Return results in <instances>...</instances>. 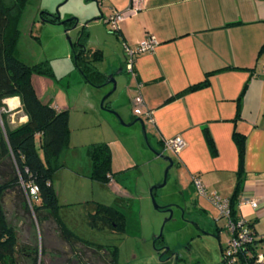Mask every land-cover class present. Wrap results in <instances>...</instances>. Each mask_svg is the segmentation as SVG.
<instances>
[{"label":"rangeland","instance_id":"374dc122","mask_svg":"<svg viewBox=\"0 0 264 264\" xmlns=\"http://www.w3.org/2000/svg\"><path fill=\"white\" fill-rule=\"evenodd\" d=\"M1 1L11 9L12 16L17 14L13 0ZM56 11L59 21L73 20L75 27L50 22ZM111 14L105 0H28L18 20L19 59L28 65L44 63L51 73L31 75L37 98L43 104L68 109L69 145L59 157L62 168L52 179L61 205L58 215L80 239L116 247L118 264H221L218 244L222 249L226 244V220L208 200L198 196L188 175H180L175 167L169 169L165 185L156 188L168 165L158 154L171 160L174 154L157 147L147 125L144 134L139 123L126 126L130 123L126 113L133 107L127 89L131 77L123 72L116 75L117 89L104 101L120 120L101 107L112 86L95 88L86 84L74 66L70 44H76L85 27L86 49L99 50L103 55L96 69L117 73L116 56L121 51L123 54V48L118 33L105 24ZM18 117L12 118L15 124L20 121ZM97 143L108 144L111 170L118 173L110 186L89 178L87 151ZM4 172L1 165L0 183L6 179ZM20 197L13 191L2 200L16 234L18 264H34L35 253L37 264H110L105 251L65 242L46 212L37 218L26 213ZM91 201L121 211L125 216L124 233L89 229L86 214L91 212ZM217 227L224 232L219 243L215 238Z\"/></svg>","mask_w":264,"mask_h":264},{"label":"crops","instance_id":"0c3cea01","mask_svg":"<svg viewBox=\"0 0 264 264\" xmlns=\"http://www.w3.org/2000/svg\"><path fill=\"white\" fill-rule=\"evenodd\" d=\"M106 3L110 14L119 13L123 17L116 32L121 49L123 46L134 49L148 38L156 42L151 52L134 60V76L129 77L127 89L135 110L129 106L128 122L143 119L148 134L161 150L164 140L183 139L186 146L179 154L168 151L174 154L172 167L180 175H188L192 188L195 178L206 195L215 193L223 199L232 195L237 182L238 155L232 136L234 132L242 135L244 170L235 214L254 233L263 234L264 2L105 0ZM115 70L116 74L113 71L102 74L117 80L119 71L125 73L122 51L116 56ZM207 75V87L187 91ZM137 96L141 97V105L133 102ZM14 99L17 105L11 109L4 101L11 113V126L26 122L18 98ZM17 114L20 121L15 124L12 118ZM205 131L214 152L208 147ZM117 174L112 172L107 186L112 185ZM251 201L256 203L255 208L250 206ZM95 203L102 204L91 201V212ZM223 233L216 228L218 243ZM228 238L229 235L226 243ZM218 246L221 252L222 246ZM258 251L264 253V241Z\"/></svg>","mask_w":264,"mask_h":264},{"label":"trees","instance_id":"16d2710c","mask_svg":"<svg viewBox=\"0 0 264 264\" xmlns=\"http://www.w3.org/2000/svg\"><path fill=\"white\" fill-rule=\"evenodd\" d=\"M27 2L28 0H13L17 14L12 16L11 9L0 0V166L4 165V176L6 177L5 181L0 183V264H18L19 251L16 234L2 208L3 197L13 191L20 193L22 208L26 213L31 212L37 218L39 214L46 212L55 222L65 242L79 243L105 251L109 256L110 264H118L116 247L95 245L80 239L64 225L58 215L61 205L52 179L54 174L62 168L59 157L69 145V115L67 110L58 111L49 104H43L34 92L31 75L34 72L50 75L47 66L44 63L28 65L18 57L19 30L17 24L20 13ZM49 21L53 22V18ZM64 24L73 25L74 21L69 20ZM85 36L87 33L83 29L76 44H70L72 60L84 82L92 87L100 88L104 86L106 77L96 69L95 65L102 61L103 55L99 50L86 49L83 42ZM208 77L209 75L201 83L188 88L187 91L207 87ZM13 98H18L20 111L26 117V122L17 126L9 124L11 113L7 112L4 105L5 100ZM104 103L102 107L109 109ZM205 133L208 147L214 152L212 140L207 131ZM232 138L237 148L238 169L236 187L228 201L231 216L235 219V208L240 194L239 181L244 170L245 147L242 135L234 132ZM87 155L91 167L89 178L107 185L112 174L108 145L93 144L89 147ZM30 187L36 188L35 199L28 194ZM151 195L153 196V191ZM86 224L89 229L95 231L107 230L124 233L125 216L112 206L95 203L92 212L86 214ZM37 256V253L33 256L34 264H37Z\"/></svg>","mask_w":264,"mask_h":264},{"label":"built area","instance_id":"2783aa9c","mask_svg":"<svg viewBox=\"0 0 264 264\" xmlns=\"http://www.w3.org/2000/svg\"><path fill=\"white\" fill-rule=\"evenodd\" d=\"M122 19L121 14L113 13L107 20L110 31H117L118 24ZM155 44L156 42L153 38H148L139 43L134 49L123 46L124 72L130 77L134 76L133 64L136 56L151 52ZM262 75L264 76V66ZM133 102L135 105H141V97H135ZM185 146V142L180 137H174L162 142L163 150L174 154H179ZM192 185L198 196L206 197L218 211L219 217L226 220L229 238L225 247L220 252L221 264H264V253L258 251V246L264 241V233L256 234L250 229L247 222L238 217L232 218L228 199L220 198L215 193L206 195L195 178L192 179ZM28 194L31 198L35 199L36 188L30 187ZM249 204L252 208L256 207L254 201L249 202Z\"/></svg>","mask_w":264,"mask_h":264},{"label":"water","instance_id":"95a60500","mask_svg":"<svg viewBox=\"0 0 264 264\" xmlns=\"http://www.w3.org/2000/svg\"><path fill=\"white\" fill-rule=\"evenodd\" d=\"M257 1H262V2H264V0H257ZM52 18H53L55 21H59L58 11L55 12V15H53ZM107 20H108V19H106V23H105V24H107ZM68 21H69V20H68ZM66 22H67V21H63V22L59 21V24H64V23H66ZM75 25H76V22L74 23L73 27H75ZM83 29H85V27H83L82 30H83ZM82 30H81V32H82ZM81 32H80V35H81ZM119 73L121 74L120 71H119ZM105 77H106V76H105ZM104 85H111V86H112V89H111V92H110V93H109V94L103 99L102 104H103V102L105 101V99H106L108 96H110L113 92L116 91V89H117V81H116V79L114 78V76L109 75V76L106 77V81H105V84H104ZM101 107H102V105H101ZM102 108H103V107H102ZM109 111H110L113 115H115V117H116L117 119H120V120H121L119 114L116 113L115 110L109 108ZM120 122H121L122 125H125L124 123H122V121H120ZM143 122H144L143 119H141V118H136L133 122L129 123V125H126V126H131V125H133V124H135V123H139L140 126H141V129H142V131H143V134H144L145 131H144V123H143ZM158 157L161 158L162 160H164L168 165H167V168H166L165 171H164V179H163L161 185L157 186L156 188H160V187H163V186L165 185L166 175H167L169 169L172 168V166H173V160H171L170 158L165 157V156H162V154H158ZM152 191H153V189H151V190L149 191L150 195H151V192H152ZM151 197H152V195H151ZM152 202H153V198H152ZM153 204H154V202H153ZM155 208H156V207H155Z\"/></svg>","mask_w":264,"mask_h":264},{"label":"bare ground","instance_id":"6f19581e","mask_svg":"<svg viewBox=\"0 0 264 264\" xmlns=\"http://www.w3.org/2000/svg\"><path fill=\"white\" fill-rule=\"evenodd\" d=\"M17 100H15L14 98L11 99V100H7L6 103L7 105L10 107L9 109L11 108H14L16 105H17ZM22 118V117H21Z\"/></svg>","mask_w":264,"mask_h":264},{"label":"flooded vegetation","instance_id":"af4514ba","mask_svg":"<svg viewBox=\"0 0 264 264\" xmlns=\"http://www.w3.org/2000/svg\"><path fill=\"white\" fill-rule=\"evenodd\" d=\"M54 20V19H53ZM55 22H57V21H55ZM58 23H59V21H58Z\"/></svg>","mask_w":264,"mask_h":264}]
</instances>
